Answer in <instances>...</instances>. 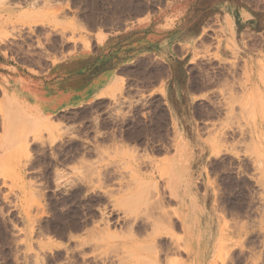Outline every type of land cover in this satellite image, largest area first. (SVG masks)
<instances>
[{"label": "rangeland", "instance_id": "obj_1", "mask_svg": "<svg viewBox=\"0 0 264 264\" xmlns=\"http://www.w3.org/2000/svg\"><path fill=\"white\" fill-rule=\"evenodd\" d=\"M138 3L0 0V12L11 11L7 47L32 71L37 51L44 52L48 62L55 60L68 51L70 42L88 43L94 33L122 26ZM246 76L229 88L228 102L243 109L246 105L247 127L239 132L252 135V143L242 145L241 153L231 150L235 159L220 160L221 145L182 142L194 162L188 164L190 186L182 196H171L166 189L164 169L169 163L174 168L179 141H173L159 95L111 96L78 110L75 119L61 115L19 129L17 135L31 136L34 142L12 145L17 153L0 157V264H21L24 258L26 241L15 239L22 234L23 216L30 229L44 228V237L29 248V264H149L145 258L154 253L158 264H264V49L254 56L252 74ZM235 89L242 95L233 96ZM229 115L232 119L233 111ZM239 118L244 119L243 112ZM196 151L209 157L195 184L203 162ZM240 156H245L247 170L240 168ZM138 175L157 184L163 207L159 214L152 210L153 215L162 219L166 211L174 221L169 232L163 219L164 226L158 223L162 229L151 242L157 247L151 252L144 248L150 243L146 219L141 214L136 219L132 212L142 204L137 198L126 208H133L134 218L124 207L131 205L138 179L128 181ZM151 197L150 207L156 205V197ZM186 216L191 234L183 225Z\"/></svg>", "mask_w": 264, "mask_h": 264}, {"label": "crops", "instance_id": "obj_2", "mask_svg": "<svg viewBox=\"0 0 264 264\" xmlns=\"http://www.w3.org/2000/svg\"><path fill=\"white\" fill-rule=\"evenodd\" d=\"M10 12H0V157L16 154L12 145L34 142L17 135L19 129L61 115L75 119L78 110L111 96L159 95L174 143L221 145L220 160L235 159L231 150L241 153L252 143V135L239 132L247 127L246 105L230 104L228 97L231 86L252 74L254 56L264 49V0H139L117 29L94 33L88 43L70 42L63 56L49 62L37 51L32 71L7 47ZM239 95L235 89L233 96ZM204 154L195 152L203 159L195 184L207 165ZM240 163L247 170L245 156ZM23 218L15 239L26 241L20 262L29 264V248L44 237V228L30 229Z\"/></svg>", "mask_w": 264, "mask_h": 264}, {"label": "bare ground", "instance_id": "obj_3", "mask_svg": "<svg viewBox=\"0 0 264 264\" xmlns=\"http://www.w3.org/2000/svg\"><path fill=\"white\" fill-rule=\"evenodd\" d=\"M193 83V82H192ZM197 113V112H196ZM177 155H178V157H177V160L175 161V165H174V168H172L171 166H170V163H169V165L168 166H165V169H164V175L166 176V179H167V181H168V185H167V187H166V189L169 191V193H170V195L172 196V195H178L179 193H180V195L182 196V195H184V191L183 190H185V188L186 187H189L190 186V177H191V172H192V170H190V169H188L189 167H188V164H190V165H193V163L194 162H191V160H192V158H191V154H190V152H189V149H188V146L187 145H183L182 144V142H180L179 141V144L177 145ZM194 167V166H193ZM194 169V168H193ZM139 176V175H138ZM159 176V175H158ZM137 177V176H136ZM162 178V177H161ZM138 179V180H137ZM147 179V178H146ZM165 179V178H164ZM133 181V180H137V183L135 184L134 183V185H135V188H136V190L134 191V189H133V191H134V193H131V198L130 199H132L131 200V205H125V202L123 203V206L125 207V210H127L126 208H128V207H132V205H133V202H135V200L138 198V200H136V201H138V203L139 204H142V206L140 205L138 208H136L135 209V207L137 206V205H135V207H134V209H133V211L132 212H134V213H136L137 215V217L135 216V218L137 219L138 218V215L139 214H141L142 216H144V218L146 219V221H145V226L147 227V226H149V233L146 235L147 237H148V240L150 241V243L149 244H145L144 246H140V247H144L146 250L145 251H153V250H155L157 247H156V245H154V244H152L153 242L152 241H154L155 240V238H156V234L159 232V230L160 229H162V228H160V223L161 222H166V225L167 226H165V227H167L166 229H169V230H166L165 228H164V230H166V232L168 231H171V229L173 228V226H174V221L171 219V217H169V215L167 216V212L166 211H162L161 212V214H163V215H161L163 218V221H161L162 219H160V217L158 218V217H156V214L154 213V215H153V212H156V213H160V211H161V209H162V198L160 197V194L157 192L158 190V187H157V189H156V185L157 184H153V183H151L150 181H148V180H145V178L144 177H141V176H139V177H137L136 179L133 177L132 179L130 178V180L128 181V182H130V181ZM150 182V183H149ZM153 182V181H152ZM165 182H166V180H165ZM155 183V182H154ZM130 184V183H129ZM134 185H132L133 187H134ZM129 187V186H128ZM130 189L131 188H129V190L127 191L126 190V192H129L130 191ZM126 194V193H125ZM153 194V195H152ZM126 195H128V194H126ZM186 195V194H185ZM130 196H128V198L130 197ZM151 196H155L156 197V202H155V206H152V207H150L149 205H147V203H148V201L152 198ZM187 196V195H186ZM128 198H126V199H128ZM126 199H123V201L124 200H126ZM130 199H128V201L127 202H129V204H130ZM133 201V202H132ZM199 201V200H198ZM201 202V204H202V206H204L203 205V202L202 201H200ZM136 204V203H135ZM149 204V203H148ZM152 204H154L153 202H152ZM127 206V207H126ZM134 206V205H133ZM132 209H129L130 210V212H129V210H127L126 212H128V214L130 213V214H132L133 215V218H134V213H131V210ZM155 209H159V211H157V210H155ZM152 210H153V212H152ZM160 215H158V216H160ZM153 216L156 218H153ZM177 217H179V215H177ZM189 216H186L184 219H183V225H184V228H185V230H186V232L187 233H189V234H191V226H190V220H189V218H188ZM132 218V219H133ZM135 219V220H136ZM160 219V220H159ZM102 220V219H101ZM102 221H105V220H102ZM161 221V222H160ZM163 222V223H164ZM131 223V222H130ZM132 223H134V225H135V222H134V220H133V222ZM159 223V224H158ZM163 223H161V225L162 226H164L165 225V223L163 224ZM108 224V223H107ZM105 225V224H104ZM109 226V225H108ZM145 226H143V228H145ZM106 227H107V225H106ZM131 227H132V224H131ZM133 228H134V226H133ZM164 230H163V232H164ZM145 231H147V230H145ZM147 233V232H146ZM160 233V232H159ZM158 236V235H157ZM152 242V243H151ZM148 243V242H147ZM154 243H155V241H154ZM139 246V245H138ZM154 246H155V249H153L154 248ZM140 249V248H139ZM142 249V248H141ZM140 249V250H141ZM142 251H144V249L142 250ZM150 251V252H151ZM152 253H154V252H152ZM151 253V254H152ZM156 253H154V254H152V255H150V256H154V257H147L146 256V258H145V260H147L148 261V263L149 264H158L157 263V259H156V255H155ZM144 255V254H143ZM139 257H143V256H141V254H140V256H138V258ZM140 259V258H139ZM144 260V259H143ZM144 262V261H143ZM146 263V262H145Z\"/></svg>", "mask_w": 264, "mask_h": 264}]
</instances>
